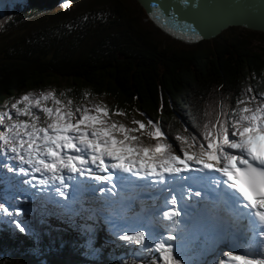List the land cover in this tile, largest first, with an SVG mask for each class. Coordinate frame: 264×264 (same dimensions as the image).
<instances>
[{"label": "trees", "instance_id": "16d2710c", "mask_svg": "<svg viewBox=\"0 0 264 264\" xmlns=\"http://www.w3.org/2000/svg\"><path fill=\"white\" fill-rule=\"evenodd\" d=\"M77 1L6 0L0 11V106L21 91L48 86L80 105L106 98L110 110L126 114L116 115L121 122L133 126V119H151L174 143L184 129L198 134V125L210 118L206 113L218 110L217 102L234 106L246 88L264 91V53L250 47L252 40L264 39L262 32L247 30L239 39L230 28L218 42L163 44L125 0ZM41 17L47 19L37 22ZM26 23L33 25L24 28ZM27 207L30 212L20 217L23 232L0 221V264H144L154 258L151 251L146 258L133 254L126 244L117 250L116 244L103 245L101 229L89 225L83 204H75L71 216L39 202ZM133 217L131 236L146 234V225ZM189 227L176 241L197 236ZM151 243L144 242L147 248ZM217 244L196 247L193 241L173 252L183 264H196Z\"/></svg>", "mask_w": 264, "mask_h": 264}, {"label": "snow or ice", "instance_id": "6c2138e0", "mask_svg": "<svg viewBox=\"0 0 264 264\" xmlns=\"http://www.w3.org/2000/svg\"><path fill=\"white\" fill-rule=\"evenodd\" d=\"M10 108L14 114L7 109L0 113V125L4 127L0 131V153L18 161L20 173L30 175L25 183L59 181L68 188L65 180L73 179V174H88L111 183V170L151 176L154 182L165 183L166 174L212 170L226 178L223 183L235 190L240 206L258 221V234L264 237V91L256 94L248 87L235 99L234 106L224 100L217 102L218 110L214 116L206 113L210 118L198 125V134L187 129L186 134L176 133L179 153L158 122L133 119V126H129L112 119V115H126L122 110H110L102 102L89 108L75 103L64 92L57 95L50 90L39 95L26 93ZM142 137L154 143H145ZM15 170L9 167V171ZM97 170L106 175L97 174ZM57 191L64 195L59 188ZM170 203L176 205L174 195ZM0 209L7 211L4 205ZM176 215L179 212L175 207L164 213L165 217ZM17 227L25 230L19 224ZM145 238L143 231L122 237L141 245ZM146 250L160 254L148 264H183L174 255L173 245L164 239ZM227 256L233 264H264V243L255 253L229 252Z\"/></svg>", "mask_w": 264, "mask_h": 264}, {"label": "rangeland", "instance_id": "374dc122", "mask_svg": "<svg viewBox=\"0 0 264 264\" xmlns=\"http://www.w3.org/2000/svg\"><path fill=\"white\" fill-rule=\"evenodd\" d=\"M67 0H61V4H65ZM127 6L134 10L135 13L138 14V19H140L141 26H145L149 29V31L153 34V36L156 39H162L164 40L163 44H166L168 42L172 41V37L160 30L157 26H155L147 17L143 18V15L145 14L144 9L142 8L141 4L137 0H125ZM79 2V0L77 1ZM0 4H5V0H1ZM4 10V9H3ZM1 10V11H3ZM143 10V11H142ZM49 18H54V16H49ZM47 19V17H41L38 18L36 21L40 22ZM31 23H26L23 27L29 28L31 27ZM230 28H233L235 32L232 33L234 35L235 33H240L241 36H239V39L242 38V34L247 33V28L240 27V26H232L225 30H223L219 35H217L215 40L222 41L223 38L227 37L229 33L227 30H230ZM255 31V30H252ZM259 32V31H255ZM212 39V38H211ZM208 39V40H211ZM203 43L205 40H202ZM199 41V42H202ZM197 42V43H199ZM208 41H206L204 44H206ZM177 45L181 46H193L196 43H185L180 40L174 39V42ZM251 49L254 51H260L263 50L264 53V39L261 40H252L251 41ZM53 90L52 87H46L43 90H25L19 92L15 97L11 98V101H3L2 105L0 106V113L4 112L6 109L10 110L13 114L15 113L14 109L10 108V105L17 100H19L24 94L26 93H32L33 95H39L41 92H47ZM103 103L108 106V101L106 98H93L88 99L87 101H84L81 105L87 106L89 108L92 107L94 103ZM49 104L51 101L48 102ZM35 111V109H34ZM118 116V115H117ZM117 116L112 115L113 120L120 119L117 118ZM24 117H21L23 119ZM123 119V118H122ZM126 122V121H124ZM1 129L0 131L4 130L3 125H0ZM145 143H154V141H150L147 137H142ZM173 144V148L179 153V145L177 142H170ZM4 165H8L9 167L16 169L15 171H9V167H5ZM25 167H29L28 165H25ZM19 168V162L15 160L8 159L5 155L0 153V205H4V208L7 209L5 212L3 209H0V221H6L9 225L17 228V224L21 225L23 228H25L24 223L20 220V217L25 215L26 213L30 212V209L27 207L29 203H33L34 201H37L41 203V198L43 197L46 200L47 204L52 205L53 207L59 208L64 210L65 214H70L73 212L74 209V203L77 200L83 199L82 193L85 194L86 197H90L93 201V207L96 208L95 212L90 214L89 216V222L92 226L99 225L101 229V237L103 245H114L116 244V250L117 248L124 247L123 244L125 242L130 246L126 248H131L133 251V254L145 256V252H148L147 246L144 245H138L136 247L132 248L131 241L122 239L125 233V228L129 225V222L127 220V216H129L130 213L133 211L139 212L140 217L142 218L143 222L149 226V237L152 239V243L150 248H152L153 244L157 241L164 239L166 242L170 241L169 236H175L177 231H182L185 229L186 224L191 223L192 228L196 229L200 225H202L200 231L204 232L200 235L199 239H197L199 246H205L208 245L209 241H212L214 236V232H209L208 226L205 222V214H209V217H211L210 209L208 207L207 211L204 209H201L198 207H190L187 205L186 207H178L177 205L161 209V207L158 206L157 202H151V203H145L144 205H140L136 202H130L129 198L121 197V198H105L103 196L98 195L97 187L95 188V191L97 192V196L95 195L94 190H92V187L89 185L86 186V184H90L88 181H82V176L80 178L79 175L73 174L76 176V179L68 180L67 184L69 185L68 188H65L62 190V188L58 185H53L52 182L46 185H40L37 184L36 181H31L30 183H25V181L30 180V175L20 173L18 171ZM99 174V173H97ZM37 177H40L39 173H34ZM67 176V175H66ZM42 178V177H41ZM93 183L96 182V180L92 179ZM96 186V184H95ZM60 189L61 192L64 193V195H54L50 193L49 191L57 192V189ZM60 193V192H59ZM42 196V197H41ZM96 197V198H95ZM100 197L99 199H97ZM44 200V201H45ZM148 202V201H147ZM98 207H96V205ZM151 204V205H150ZM139 208H138V207ZM147 206V207H146ZM175 207L179 215L176 216H169L165 217L164 213L169 212V210ZM195 208V209H193ZM99 209V212H98ZM152 209V210H150ZM209 212V213H208ZM211 214V215H210ZM174 218H177V222L173 221ZM211 223V220H210ZM208 230V231H206ZM208 232V233H207ZM256 244V243H255ZM183 248L186 250L187 246L189 245V242H183L182 243ZM251 245L256 248V245H254V238L251 235ZM221 247V248H220ZM258 248V247H257ZM249 251V250H245ZM231 252L234 254H237L239 252L234 250H230L229 248H225L223 245L219 244V248L217 249L215 255H212L210 259L206 262V264H221L223 260H221V257L226 259L228 256L227 254ZM152 256L154 258L159 257V252L151 251ZM146 258V256H145ZM151 258H146L144 261V264H148L149 260Z\"/></svg>", "mask_w": 264, "mask_h": 264}, {"label": "water", "instance_id": "95a60500", "mask_svg": "<svg viewBox=\"0 0 264 264\" xmlns=\"http://www.w3.org/2000/svg\"><path fill=\"white\" fill-rule=\"evenodd\" d=\"M137 1L155 26L185 43L214 38L232 26L264 34V0Z\"/></svg>", "mask_w": 264, "mask_h": 264}, {"label": "bare ground", "instance_id": "6f19581e", "mask_svg": "<svg viewBox=\"0 0 264 264\" xmlns=\"http://www.w3.org/2000/svg\"><path fill=\"white\" fill-rule=\"evenodd\" d=\"M222 10H223V7L220 5L219 6ZM94 167V166H93ZM99 172V170H97V173ZM66 175H67V173H66ZM80 176V175H79ZM80 178H81V176H80ZM73 179H76V176H74V178ZM73 179H71V180H73ZM91 179H93V177L92 176H89L88 174H85L84 176H82V181H84V183H85V181H88V182H90L91 183ZM69 180V179H68ZM65 182L67 183V179L65 180ZM52 184L53 185H58V186H60L61 188H62V190H64L65 188H63V186L60 184V182L59 181H56V182H52ZM92 185H93V183H92ZM86 186H88V183L86 184ZM92 189H94L93 187H92ZM50 193H52V194H54V195H60V193L58 192H54V191H49ZM96 196H97V194H96ZM151 205V204H150ZM145 206V205H144ZM138 207V206H137ZM147 207V206H146ZM139 208V207H138ZM199 208H201V209H204L205 210V208L204 207H199ZM193 209H195V208H193ZM211 215V214H210ZM205 217H206V219H209V220H211V221H216V219H214L213 218V216L211 215V217H209V214H205ZM218 221H220L219 223H223V225L222 226H217L216 228H214V232H218V231H222V229H223V227L224 228H228V229H230V230H233V229H238L237 230V233H239V231H240V229H239V226L235 223V222H229V220L227 219V220H220V219H218ZM235 234H236V232H235ZM246 236H249L250 235V229L249 228H247L246 229V231H245V233H244ZM254 251H255V249H254Z\"/></svg>", "mask_w": 264, "mask_h": 264}]
</instances>
